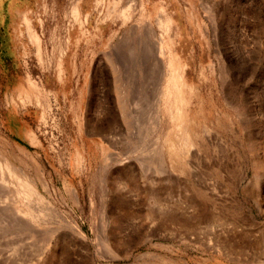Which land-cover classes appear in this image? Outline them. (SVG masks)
<instances>
[{
  "label": "rangeland",
  "instance_id": "374dc122",
  "mask_svg": "<svg viewBox=\"0 0 264 264\" xmlns=\"http://www.w3.org/2000/svg\"><path fill=\"white\" fill-rule=\"evenodd\" d=\"M0 25V264H264V0H0Z\"/></svg>",
  "mask_w": 264,
  "mask_h": 264
},
{
  "label": "trees",
  "instance_id": "16d2710c",
  "mask_svg": "<svg viewBox=\"0 0 264 264\" xmlns=\"http://www.w3.org/2000/svg\"><path fill=\"white\" fill-rule=\"evenodd\" d=\"M6 24V23H5ZM9 33L7 32L6 25H0V48L3 49L2 53L0 52V59L4 63H9L8 71H12L14 73V70H16V59L14 58L12 51H10L9 47ZM10 79L15 78V74L9 76Z\"/></svg>",
  "mask_w": 264,
  "mask_h": 264
},
{
  "label": "bare ground",
  "instance_id": "6f19581e",
  "mask_svg": "<svg viewBox=\"0 0 264 264\" xmlns=\"http://www.w3.org/2000/svg\"><path fill=\"white\" fill-rule=\"evenodd\" d=\"M75 15H76V14H75ZM75 17H76V16H75ZM35 38H36L37 41H39V40L37 39V37H35ZM188 141H190V140H188ZM183 143H184L183 146H184V145H185V146L189 145L187 141H186V142L183 141ZM178 145H179V144H178ZM175 150H176V149H175ZM29 191H30V190H29Z\"/></svg>",
  "mask_w": 264,
  "mask_h": 264
}]
</instances>
